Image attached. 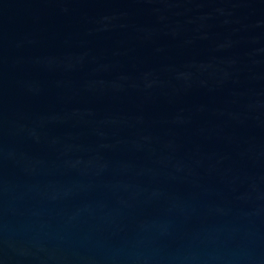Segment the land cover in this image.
I'll return each mask as SVG.
<instances>
[{"label":"water","instance_id":"95a60500","mask_svg":"<svg viewBox=\"0 0 264 264\" xmlns=\"http://www.w3.org/2000/svg\"><path fill=\"white\" fill-rule=\"evenodd\" d=\"M209 264H264V93Z\"/></svg>","mask_w":264,"mask_h":264}]
</instances>
